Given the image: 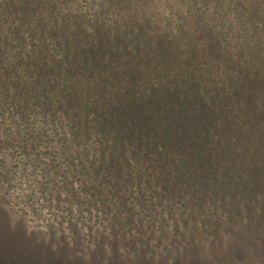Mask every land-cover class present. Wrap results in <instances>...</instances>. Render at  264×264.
<instances>
[{
  "label": "rangeland",
  "instance_id": "rangeland-1",
  "mask_svg": "<svg viewBox=\"0 0 264 264\" xmlns=\"http://www.w3.org/2000/svg\"><path fill=\"white\" fill-rule=\"evenodd\" d=\"M8 3L0 31L29 40L23 64L40 79L59 69L52 88L69 110L85 93L96 119L110 111L116 141L45 174L26 163L31 148L12 122L7 145L0 116V264H264V0H15L6 15ZM127 37L143 57L124 53ZM54 44L76 52L53 67L33 47ZM168 60L179 74L159 76ZM11 73L0 76L3 93L14 90ZM107 75L112 88L93 87ZM130 93L139 97L125 104ZM63 170L66 179L55 175Z\"/></svg>",
  "mask_w": 264,
  "mask_h": 264
},
{
  "label": "trees",
  "instance_id": "trees-1",
  "mask_svg": "<svg viewBox=\"0 0 264 264\" xmlns=\"http://www.w3.org/2000/svg\"><path fill=\"white\" fill-rule=\"evenodd\" d=\"M14 1L15 0H9V7H5L7 9L6 15H9L13 12V10L17 9L15 4H11ZM5 8L4 10H6ZM47 13L49 12L46 11V14ZM2 19L3 18H0V20ZM99 21L102 22L101 25L103 27L107 25H103V23H108L103 22L102 20ZM116 28L119 30L121 29L119 26H117ZM107 31L109 32V40L114 41V39H117L115 43L119 44L118 38H121V34L117 30H115L113 33H110L111 30L109 31V29ZM107 31L105 32L106 35ZM123 33V36H127L125 32ZM46 34L47 36H45ZM31 35L34 37L33 32H31ZM51 35L52 33L45 31L42 33V36L38 38L41 39L42 42L49 44V41L52 38L49 40L48 38L51 37ZM104 37L107 39V36ZM65 39L67 38L64 37V40ZM135 39L138 40V38L136 37ZM0 42V76L6 74L9 67L12 70V73L9 74V76L16 75V77L13 79L14 81H9L15 84L14 90L12 92L9 90L7 91L8 93H3L0 88V116L3 115L4 117L3 119H0H2L5 123L3 130L7 139L5 140L7 145L11 147L9 138L12 132H15V129L12 128V124H10L12 122L17 130L18 138H20L19 145L23 148L26 147L27 150L31 148V156L29 157L27 155L28 159L26 160V163L28 164V166L32 165L31 167L33 169L36 167L38 171H41L45 174L49 168L48 164H50L51 162L52 167L68 164L71 156L72 158H78L80 153L84 154V156L91 155L93 157V160L99 158L100 153L102 154V156H104L105 152L110 146V143H115L116 141V137L112 135V126L114 120L113 114L108 110H104L102 115L96 119V117L94 115L92 116V114H90L89 112V108H93V104L91 101L85 98V93L76 100V111L69 110L66 107L67 105L69 106V103L61 100L59 97L61 95L59 89L58 91H56L52 88V86L54 85L53 81L55 80V77H59L64 74H61L62 72L57 69L56 72H54V76L48 75V73L46 72V67H44L43 69L45 71L44 74L46 75V77H42L40 79V77H36V72L33 71V68H29L23 64L21 60L22 57H24V55L26 57H29V55H31L32 53H30L29 50L25 49V47H27V43H29V40H27L20 33V30L17 29L13 32H5L3 30L0 31ZM128 42L130 43L129 38L127 37V44L124 43V45L126 46L124 48H121L124 49L125 54H130L132 56L139 55L140 57H143L145 55L144 53L146 50H143L141 48L138 49V46L136 44L134 45V43L132 46L133 48H131V43L128 44ZM135 42L137 43V41ZM10 47H13V50H10ZM110 47H115V44H111ZM134 47L136 49H134ZM118 48L120 49V47ZM33 49L34 53H37L41 57L43 55V57H45L46 63L53 67L58 66V60L63 62L65 57H69V54L76 52V47L69 44H66V48L64 50L58 48L55 44L53 46L40 45L37 48L33 47ZM188 51L191 52V50ZM138 52H141L142 54H137ZM150 53L156 54L152 51ZM175 53L177 54V58L183 60V55L179 54V52L177 51H175ZM185 57L192 58V55ZM154 61H156V58H154ZM192 61H195V59H188V64H191ZM201 61V68L207 71V60L201 59ZM170 63L173 64V62H170L168 60L165 66L162 67V70L158 72L159 76H161V73L163 72L166 73L164 74L166 77L179 74V72L173 73L175 69ZM115 64L116 61L113 62V65ZM85 65H88V63H86ZM98 65H100V63H97V66ZM98 67H100L101 69L105 68L104 64ZM107 67L108 69H111L109 65H107ZM68 68H71V66H68ZM95 69L96 68L93 67V70ZM93 70L91 72H94ZM117 70L118 69L116 68V72ZM120 74L123 75L126 79H129V81L131 82V79L130 77L128 78L126 72L123 71V73ZM114 76L118 77V74L116 73V75ZM105 77L100 80L99 85L93 87H95L96 89L103 88V90L112 88L109 86L111 85L112 81H116L115 77H112V79H109L108 75ZM66 83L70 84V81H66ZM79 84L81 87V83ZM129 84L125 81L122 83V90L118 94L116 100L114 102H111V105L120 103L122 101L121 95L125 92L124 89H128ZM70 90L72 91L73 89L71 88ZM131 94L132 93L125 96V104L127 102L129 103V101L133 98L137 100V98L139 97L136 94H133L132 97H129L131 96ZM114 95H116L115 92H112V94L106 93L105 96L101 97L100 99L102 101H109V98L116 97ZM86 96H88V94ZM96 101H99L98 98H96ZM99 105L103 108L101 102ZM96 109L98 108L94 107L95 111ZM99 112L101 111L99 110ZM137 115L142 114H136V116L133 117L132 120H130L131 124H133L134 127L139 128L140 131H143L145 125H142L140 123V120H142L143 118ZM144 120L145 119H143V121ZM121 123H123L124 125H128L129 122L125 123L124 120H121ZM148 125H151V123L149 122ZM140 128H142V130ZM156 129L160 131L162 130L159 126L156 127ZM120 131V133H125L126 128H123ZM15 146L18 147L17 145ZM170 154L172 153L170 152ZM46 157L49 158V162L46 160ZM85 167H87L88 170L95 171L96 164L94 162H91L88 164V166L81 165L78 170L76 168L77 179L79 178V176H84L83 170ZM55 175H57V177H61L62 179L67 178V173L64 172V170L58 172V174L56 173ZM48 185L50 186V183H48ZM61 253V255L65 256L63 252ZM42 254L46 256L47 254H50V252H44ZM252 261L253 262L250 263L255 264L256 260L253 259Z\"/></svg>",
  "mask_w": 264,
  "mask_h": 264
}]
</instances>
